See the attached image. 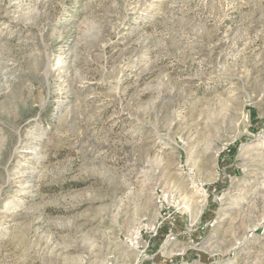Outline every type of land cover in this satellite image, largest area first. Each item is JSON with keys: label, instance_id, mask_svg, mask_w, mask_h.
I'll return each mask as SVG.
<instances>
[{"label": "rangeland", "instance_id": "obj_1", "mask_svg": "<svg viewBox=\"0 0 264 264\" xmlns=\"http://www.w3.org/2000/svg\"><path fill=\"white\" fill-rule=\"evenodd\" d=\"M0 264H264V0H0Z\"/></svg>", "mask_w": 264, "mask_h": 264}, {"label": "bare ground", "instance_id": "obj_2", "mask_svg": "<svg viewBox=\"0 0 264 264\" xmlns=\"http://www.w3.org/2000/svg\"><path fill=\"white\" fill-rule=\"evenodd\" d=\"M188 129V128H187ZM190 133V132H189ZM215 155V154H214ZM214 158V157H213ZM209 162V161H208ZM213 164V160L211 162ZM210 162L206 165H209L211 164ZM203 165V164H202ZM180 185V184H179ZM183 187V186H182ZM180 186V188H182ZM205 202L206 200H202L200 202H195V203H192L191 207L190 208V212H191V217L193 219V221H196L198 219V217H200V214L203 212L204 210V207H205ZM190 206V205H189ZM231 208V207H230Z\"/></svg>", "mask_w": 264, "mask_h": 264}]
</instances>
